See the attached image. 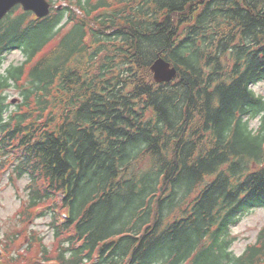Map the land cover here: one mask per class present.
I'll return each mask as SVG.
<instances>
[{"label": "trees", "instance_id": "1", "mask_svg": "<svg viewBox=\"0 0 264 264\" xmlns=\"http://www.w3.org/2000/svg\"><path fill=\"white\" fill-rule=\"evenodd\" d=\"M14 51L0 156L29 178L28 212L52 216L42 264H264V227L241 256L231 234L264 208V0L17 7L0 67ZM159 57L172 83L154 81Z\"/></svg>", "mask_w": 264, "mask_h": 264}, {"label": "rangeland", "instance_id": "2", "mask_svg": "<svg viewBox=\"0 0 264 264\" xmlns=\"http://www.w3.org/2000/svg\"><path fill=\"white\" fill-rule=\"evenodd\" d=\"M53 1L58 7L67 6L74 0ZM24 62L25 57L20 51L9 54L4 66L0 67V74H6L9 66H18ZM253 90L264 98V82L254 86ZM4 94L13 110L22 103L16 86L6 90ZM259 124V120H254L252 128L256 130ZM5 159L7 158L0 156V264H42L44 249L51 255H55L57 249L58 242L51 225L52 216L42 217L35 210L28 212L29 178H20L15 173V165L7 163ZM263 226L264 209L246 213L231 230L235 238L233 252L241 255L247 246L254 244Z\"/></svg>", "mask_w": 264, "mask_h": 264}, {"label": "water", "instance_id": "3", "mask_svg": "<svg viewBox=\"0 0 264 264\" xmlns=\"http://www.w3.org/2000/svg\"><path fill=\"white\" fill-rule=\"evenodd\" d=\"M18 5H22L26 12H33L38 18L47 17L52 7L47 0H0V22ZM151 71L158 84L172 82L178 73L170 62L161 57L152 65Z\"/></svg>", "mask_w": 264, "mask_h": 264}]
</instances>
